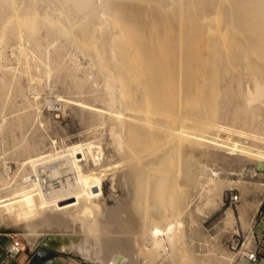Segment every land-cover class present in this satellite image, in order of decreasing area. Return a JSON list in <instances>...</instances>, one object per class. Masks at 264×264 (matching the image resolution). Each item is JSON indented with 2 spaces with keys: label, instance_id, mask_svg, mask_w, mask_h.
I'll list each match as a JSON object with an SVG mask.
<instances>
[{
  "label": "bare ground",
  "instance_id": "bare-ground-1",
  "mask_svg": "<svg viewBox=\"0 0 264 264\" xmlns=\"http://www.w3.org/2000/svg\"><path fill=\"white\" fill-rule=\"evenodd\" d=\"M176 1H162L169 5L163 9L161 0H0V68L1 47L15 41L16 48L12 46L19 52L22 71L30 70L32 57L35 63L46 66V77H50L53 66L49 67V48L56 44L53 61L58 70L69 72L79 81V90L91 78L94 86L103 83L104 90L97 92L92 103L81 99L80 105L89 108L93 131L105 129L111 138L107 143L97 134L94 140L66 144L60 150L55 147L49 153L27 154L20 166L23 171H28V166L30 172L20 181L12 182L0 173V220L10 219L32 247L73 252L89 264H157L169 248L171 256L183 254L180 216L189 206L186 196L193 188H217L213 177L221 173L209 166L216 158H223L225 169L230 171L231 159L251 161L256 176L264 180V120H250V127H261L263 132L259 133L253 128L247 132L216 122L212 127L205 115L194 120L190 116L194 112L190 107L194 106L191 110H195V116L206 106V100L195 98L202 87L205 90L216 73H225L209 51L210 38L226 37V30L232 26V35L241 39L238 65L243 76L226 78L214 95L220 93L227 99L232 93L228 87L236 81L245 107L260 105L264 111V0H232L231 5L222 0L226 7L229 5L230 13L225 15L230 14L232 20L229 28L226 24L227 33L216 30L222 18L217 14L213 17L218 23L192 24L191 29L178 30L181 18L178 21L175 10L180 2ZM192 1L193 10L198 2ZM207 1L210 4L213 0H200L201 4ZM223 6L217 7L221 11ZM70 49L75 66L67 69L63 59ZM79 72L82 77H78ZM16 80L15 74H0V98ZM203 97L209 101L208 95ZM191 99V103H199L190 106ZM214 130L229 136L221 137ZM163 142L164 151L151 155ZM210 144L228 151L225 155L215 152ZM239 150L244 152L243 157ZM37 163L52 165L50 173L60 179V185L46 192L36 180L27 183V175L38 171ZM171 163L177 165L176 170ZM172 167V173L164 172ZM162 170L165 176H158L156 173ZM203 176L207 177L205 184ZM109 178L112 188H121L128 197L116 198L115 207L108 205L104 193ZM117 217L122 225L116 235L102 241L104 233L98 224L110 228Z\"/></svg>",
  "mask_w": 264,
  "mask_h": 264
},
{
  "label": "rangeland",
  "instance_id": "rangeland-1",
  "mask_svg": "<svg viewBox=\"0 0 264 264\" xmlns=\"http://www.w3.org/2000/svg\"><path fill=\"white\" fill-rule=\"evenodd\" d=\"M162 1L165 2V0H161V3L164 4ZM183 1L184 0L176 1L177 3L180 2V5L177 4V10H175V16H179L178 21L181 18V20L177 22L178 30L191 29V27L193 28L192 24L203 26L210 21H214L215 23H218L220 21V24L217 25L216 30H219L220 28L222 32H220V30L218 32L223 33L224 31V33H227L225 32V30L227 29V27L229 28L232 25L230 14L225 15L226 12L230 13L227 9L229 5L228 7H226L225 3H223L227 0H224L223 2L222 0H213L210 4L208 3V1L201 4L200 0H194L198 2L197 8H193L194 12L191 8L192 5L190 6V3L192 4L194 2L192 0V2H190V0H185L184 2ZM219 2L221 6L224 5L223 8L225 9V11L224 9H221L220 11V8H218L220 7ZM227 2L231 5L232 0H228ZM178 5L181 9L178 8ZM168 6V4H164L162 7L163 9H167ZM216 7L218 8V10L216 9ZM195 9L197 12L195 11ZM179 12L181 15L179 14ZM219 13L220 16L218 15ZM215 14H217L219 17ZM183 15L184 17H182ZM187 15H191V18L189 17V19ZM214 15L219 19L222 16L221 20L218 21V19H215L213 17ZM201 19L205 22L201 21ZM213 19H215L216 21ZM214 22V25L212 24V30H215L216 27ZM226 24L228 25L227 27ZM231 28L233 29L234 27L232 26ZM231 28L226 30L229 32L226 37L220 38L219 36H214L210 38L212 41V45L209 46V51L211 49L210 53L213 57H215L217 61L220 62V68H222V71H224L225 73L223 75L221 72L216 73L213 79L208 80L207 86H204L205 90H203L202 87V95H197L195 98L201 99L199 100V102L202 100H206V106L201 109V111H199L198 109V114H195V116L192 115L193 113H195V110H191V108L194 106L190 107V112L192 113L194 111L192 114L190 113V116H192L193 119L194 117L199 118L205 115V119L212 123V127L216 122L233 129L236 128V130H244L250 132L253 128V131L262 133L263 130L261 129V127H250V120L259 119L261 120V122H263L264 111L260 109V105H252L249 108L245 107V100H243L244 97L241 98L242 96L241 93L238 92L239 86L236 81L232 82V84L229 85L231 87H228V89L229 91L231 90L232 93L229 94L230 97H227V99L220 93H218L219 96L217 97L214 95L222 87V82L226 78L237 80L240 75L243 76V70L242 68H239L238 65L241 61V59H239L238 57L240 49L239 42H241V39L236 38L232 35ZM13 42L14 45L11 41L5 44V47H1L4 53L1 58V64L3 65V67L0 68V74H3L5 72L8 76L15 74L17 77V80L14 81L11 85L12 88L6 89L5 93L2 95V98H0L1 175L6 179H12V182L20 179L23 174L28 173V171L30 172L28 166L26 167V170L28 171L22 170V167L20 166L21 160L25 158L27 154H31L36 151L49 153L52 149H55V147L60 150V147L66 144L70 145L71 143H81L94 140L95 138L93 137L97 134H99L97 135L99 137L101 134L104 140H107V143H110L111 138L110 136H108V132L105 131V129L93 131L95 125L92 120L90 110L89 108H84L80 105L81 99L92 103L97 92L100 90H104V86H102L103 83L94 86L95 83L91 78L88 83L83 85V90H79V88L77 87L79 81L71 76L69 72L66 71V73L65 71H63L62 73V70H58V64L53 61V52L56 44L49 48L51 53L49 67L51 68L53 66L51 68L52 76L46 77V66L41 64L39 65L37 62L35 63V61L37 60L34 59L35 61H33L32 57H30V70L28 72H23V66L21 64L19 65L18 62L19 52L17 51V49H14V47L16 48V43L15 41ZM70 50L71 51H69V54H67L68 56L66 55V57H64L63 59V61L66 60V62H63V65L66 64L65 67L67 66V69L73 65L75 66L74 59L73 57H71L73 54V49ZM5 54L8 57H6ZM11 59L14 61H12ZM6 61L10 64H8ZM15 61H17V64L15 63ZM35 64L38 65L35 66ZM223 65H225L226 67L223 68ZM19 67H21V69ZM77 75L78 77L83 76L81 72H79ZM68 77L69 79L71 77V80L67 79ZM176 79H180L179 75L176 77ZM244 80L245 79L243 77L242 81ZM89 84L90 86H88ZM18 86L19 91L17 92L15 89ZM86 86L88 89L86 88ZM203 95H208L209 101L208 98L205 99L206 97H203ZM192 100L193 99L189 100L190 106L193 104L191 103ZM199 102L198 100L195 101V103ZM176 110H178V112L183 111L179 108H177ZM213 133L221 134V137L229 136L225 133H219L216 130H214ZM22 139L24 141L26 139V142H24ZM53 141L56 142V144H53ZM24 143L29 144L30 147L29 145L26 146V144ZM24 145L26 148L23 149L22 146ZM31 147L32 150H30ZM20 148L22 149V152H20ZM165 148L166 143H160L156 146V148H154V150L152 151L153 153L151 152V155H157L164 151ZM209 148L224 155L228 151V148H219L217 146H212L211 144ZM214 148H216V150ZM157 149L159 150L157 151ZM239 151L240 157H243L245 155L244 152L241 150ZM79 157L82 158L81 155H79ZM218 158H216L217 160L211 162V164L209 165L211 168H213V170L221 173L218 177H213L217 180V188L211 191L204 190L201 187H197L195 189L193 188L189 190L186 196V203H188L189 206L185 210L183 215L180 216V219L183 223L181 228V247L183 250V254H181L180 256L178 255V257L171 256L170 253L172 251L169 248V250H167L166 252L167 254L161 256L157 261V264H226L224 257H227L230 254L227 248L229 241L235 239L242 241L245 237H249V232L251 231V229H255V223L258 218V214L261 210L264 209V186L260 184L259 179L261 178L259 176H256L255 174L256 171L254 163L251 161L240 163L241 159H231L230 164L233 166V170L230 171L225 169L223 158ZM172 165L176 170L177 165ZM163 171L164 170H162V172H157L156 174L159 176V174L164 172L169 173L171 171L172 173L174 171V168H167L164 172ZM165 173L161 174L160 176H165ZM205 176H203V178L201 179L204 184L207 178ZM261 181L264 180L261 179ZM172 182L173 181L171 180L170 185H173ZM111 183L112 181L110 180V178L105 181L104 193L107 198L108 205L110 207H115L117 204V201L115 199H118V197L119 199H126L127 193L118 187L113 189ZM169 192H167L168 197ZM231 196H238V200L232 201ZM167 204L169 205V203ZM134 214H136V212ZM118 217L114 220L113 225H111L112 227L110 228L108 227V225L105 226L100 223L98 224L101 234L104 233L102 235V241H105L108 238H112L114 235L111 234H115L119 230L122 222H119L121 221V219L118 220ZM3 222L0 220V225L1 223L3 224L0 226V247L2 248V250H4L5 253L7 251V246H9V244L12 242V238H14V240L20 241L22 248H28L29 246L30 248L32 247L29 241L20 234V230H18L10 223V219H4ZM113 227L117 228L114 229ZM107 228L108 231H110L109 233L106 230ZM113 230L115 231L114 233ZM108 234H110V236H108ZM237 235L239 237H237ZM164 239L166 240L165 236ZM103 245L105 246V244ZM139 245H137V247H139ZM53 252H55V256L74 257L81 260L83 264H89L76 254H68L56 251ZM242 264H244V261Z\"/></svg>",
  "mask_w": 264,
  "mask_h": 264
},
{
  "label": "built area",
  "instance_id": "built-area-1",
  "mask_svg": "<svg viewBox=\"0 0 264 264\" xmlns=\"http://www.w3.org/2000/svg\"><path fill=\"white\" fill-rule=\"evenodd\" d=\"M37 167V172L27 175V183L36 180L42 184L43 190L46 192L60 185V179L53 177L50 173L52 165L39 163ZM231 200L237 201L238 196H231ZM255 224V229H251L249 237H245L242 241L238 239L229 241L227 248L230 254L224 257L226 264H242L243 261L244 264H264V209L259 212ZM238 235L237 237H239ZM21 248L20 241L12 238V242L6 248L7 258H16L21 253Z\"/></svg>",
  "mask_w": 264,
  "mask_h": 264
},
{
  "label": "crops",
  "instance_id": "crops-1",
  "mask_svg": "<svg viewBox=\"0 0 264 264\" xmlns=\"http://www.w3.org/2000/svg\"><path fill=\"white\" fill-rule=\"evenodd\" d=\"M42 248L48 251H56V252H62V253H68V254L73 253V252H63V251H58L54 249H48V248L38 245V246L31 247V248L30 246L28 248H21V253L16 258L8 259L6 256V253L0 247V264H83L81 260L76 259L74 257L55 256L47 260L42 259L37 256V252ZM80 257L84 259L82 256Z\"/></svg>",
  "mask_w": 264,
  "mask_h": 264
},
{
  "label": "water",
  "instance_id": "water-1",
  "mask_svg": "<svg viewBox=\"0 0 264 264\" xmlns=\"http://www.w3.org/2000/svg\"><path fill=\"white\" fill-rule=\"evenodd\" d=\"M37 256L42 258V259H51L53 257H55V252L53 251H48L46 249H40L38 252H37Z\"/></svg>",
  "mask_w": 264,
  "mask_h": 264
}]
</instances>
